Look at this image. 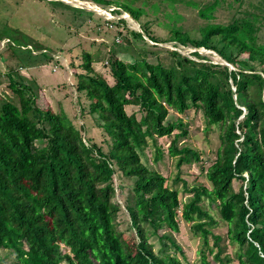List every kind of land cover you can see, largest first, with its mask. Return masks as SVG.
Here are the masks:
<instances>
[{
	"label": "trees",
	"instance_id": "obj_1",
	"mask_svg": "<svg viewBox=\"0 0 264 264\" xmlns=\"http://www.w3.org/2000/svg\"><path fill=\"white\" fill-rule=\"evenodd\" d=\"M40 1L51 13L64 9L68 26L72 20L80 21L76 28L87 26L95 18L94 11L61 0ZM92 1L113 4L140 25L132 39L113 41L102 58L112 82L93 67L86 49L71 62L78 97L87 99L81 115L96 119L102 141L64 109L39 102L38 83L28 72L54 56L14 23L21 19L19 1L0 0V41L8 40L0 57L15 95L0 99V252L12 264H192L174 237L181 210L180 218L201 241L198 264H229L234 258L222 255V238L211 230L215 215L203 205L207 200L227 227L238 263L264 264V41L258 42L254 24L264 7L241 23L204 24L198 38L176 24L169 25V37L159 38L140 20L136 0ZM211 8L200 15L210 16ZM170 41L212 50L228 64L213 63L199 51L193 58L159 46ZM127 106L136 112L128 113ZM169 109L193 110L207 129L219 130L215 158L201 167L208 185H189L179 176L181 166L200 155L179 145L186 129L181 118L165 122ZM155 136L170 137L167 150L177 168L171 182L148 163L149 140L155 160L160 156Z\"/></svg>",
	"mask_w": 264,
	"mask_h": 264
},
{
	"label": "rangeland",
	"instance_id": "obj_2",
	"mask_svg": "<svg viewBox=\"0 0 264 264\" xmlns=\"http://www.w3.org/2000/svg\"><path fill=\"white\" fill-rule=\"evenodd\" d=\"M19 6L16 7L17 15L20 22L14 21L21 31H25L33 38L41 41L43 46L46 45L51 49L54 56V61H51L44 66H38L29 70L28 76L36 80L39 87V102L48 103V105L55 111L61 108L66 111L68 116L72 117L77 125L84 123L88 131L96 139L102 141L105 138V133L101 127L97 126L96 119L88 113L81 115V108L83 104L87 103V99L82 96L78 97L75 90L74 80L72 77L71 62L76 63V55L80 50L86 49L93 57V67L102 72L103 75L112 82L109 74V67L105 66L106 60L103 57L109 55V51L113 48V41L122 43L123 37L132 39L131 31H139L140 25L130 13L122 10L116 12L117 7L111 5H100L92 0H61L69 5L89 9L95 12V18L91 20L89 25H82L80 28L79 20L70 21L71 26H68L69 21L65 19L62 8L56 9V12L51 13L43 4V1L32 0H17ZM262 0H143L134 1L133 5L141 7L140 20L147 22L151 31L159 38H167L170 35L169 25H182L184 31L190 37L198 38L200 36V27L207 23H215L225 25L230 23L233 19H237L239 23L244 19H253V14H258L259 9L264 7ZM15 2V1H14ZM153 3L157 5L153 7ZM195 4V5H193ZM15 5V3H14ZM260 5V8L258 6ZM205 6H213L210 9L208 17H202L200 10ZM248 15H247V14ZM262 19L254 24L258 30L255 31L258 42L264 41V8L261 10ZM179 16L180 18L176 17ZM18 19V21H19ZM99 20V21H98ZM101 20V21H100ZM109 21V25L104 21ZM122 20V21H121ZM121 34V35H116ZM147 40V39H146ZM7 39L0 41V51L5 49ZM148 41V40H147ZM150 43V41H148ZM160 47L178 48L183 54L190 55L191 53L199 51L201 55L206 56L213 63H226L214 51L204 48H194L192 46L175 45L174 41L159 43ZM115 53L121 59L124 52L116 50ZM245 55V54H244ZM230 68H233L229 64ZM6 65L0 57V99L14 98L13 90L8 86L9 78L6 76ZM127 112H136V107L127 106ZM176 118H181L186 129V135L180 136L179 145L186 144L197 151H199L200 160L184 164L181 166L179 176L181 179H186L189 185L194 183L208 182L204 176L201 167L207 168L215 158V151L219 145V130L207 129L205 122L200 113L189 110L185 113H177L169 109L166 121H173ZM181 131L174 130L173 133ZM173 136V134H172ZM157 146L160 150V156L155 160L156 148L149 140V146L145 148L146 157L150 166L161 172L171 182V179L177 174V168L174 160L169 156L168 145L170 144V137L155 136ZM116 183L120 180L118 175L114 176ZM181 182L178 187H181ZM118 194L117 197L121 200ZM116 197V198H117ZM187 195L182 196L185 200ZM123 201V200H121ZM204 207L208 209L213 215L217 224L212 226V232L219 234L222 238L220 245L223 248L222 255H230L234 259L229 264H239L235 258L236 246L230 244L226 236L227 227L221 221L215 208L210 206L208 201H204ZM181 216V210L178 211L179 230L174 232V237L182 248V254L192 264H198L200 253L198 249L201 247V241L198 235L194 234L190 229V223L184 221ZM126 219L128 213L125 212ZM121 228H124L121 225ZM209 245L213 246V236L209 235ZM217 248L214 249L216 251ZM171 251V250H170ZM182 259L181 253H176ZM209 258H213V254H208ZM12 258L7 257L5 252H0V264H12ZM183 261V260H182Z\"/></svg>",
	"mask_w": 264,
	"mask_h": 264
}]
</instances>
